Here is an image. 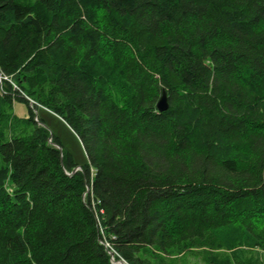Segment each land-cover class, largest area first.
Returning a JSON list of instances; mask_svg holds the SVG:
<instances>
[{"label":"trees","instance_id":"1","mask_svg":"<svg viewBox=\"0 0 264 264\" xmlns=\"http://www.w3.org/2000/svg\"><path fill=\"white\" fill-rule=\"evenodd\" d=\"M0 71V264L264 252V0H0Z\"/></svg>","mask_w":264,"mask_h":264},{"label":"rangeland","instance_id":"2","mask_svg":"<svg viewBox=\"0 0 264 264\" xmlns=\"http://www.w3.org/2000/svg\"><path fill=\"white\" fill-rule=\"evenodd\" d=\"M11 105L13 114L18 118L28 117L31 108L34 116L42 120V124L58 139L60 145L71 154L73 161L78 166L86 162L85 155L78 139L61 119L41 107L32 109L33 107H30L29 104L24 101L13 100ZM85 195L86 194H83V198ZM229 257L231 258L230 252L222 247L216 246L213 249H197V251L194 250L189 253L167 257V259L176 264H224L228 261ZM237 259L240 262L252 261V264H264V252L258 249H242Z\"/></svg>","mask_w":264,"mask_h":264},{"label":"built area","instance_id":"3","mask_svg":"<svg viewBox=\"0 0 264 264\" xmlns=\"http://www.w3.org/2000/svg\"><path fill=\"white\" fill-rule=\"evenodd\" d=\"M5 83H8V84H10L11 86H12V88L13 89H17V87L15 86V84L12 82V79H11V77H9V76H5L1 71H0V92L1 93H4V91H3V89H4V84ZM26 98V97H25ZM27 99V98H26ZM27 101H28V104H29V106L30 107H33V106H35L36 104L33 102V101H31V100H29V99H27ZM36 106H38V105H36ZM79 168H76L75 169V171L76 170H78ZM105 247H108V244L107 243H104V242H101ZM109 255H110V262L112 263V264H128V263H126L124 260H122V259H118V260H114V253L113 252H109Z\"/></svg>","mask_w":264,"mask_h":264},{"label":"water","instance_id":"4","mask_svg":"<svg viewBox=\"0 0 264 264\" xmlns=\"http://www.w3.org/2000/svg\"><path fill=\"white\" fill-rule=\"evenodd\" d=\"M25 98V97H24ZM26 99V98H25ZM27 100V99H26ZM156 109L158 112H165L168 109V103H167V97H166V93L163 90L161 92V95L159 97V99L157 100L156 103ZM43 126V125H42ZM45 127V126H44ZM60 150V149H59ZM61 151V150H60ZM60 162H62V158L60 156ZM75 171V170H74ZM73 171V172H74Z\"/></svg>","mask_w":264,"mask_h":264}]
</instances>
